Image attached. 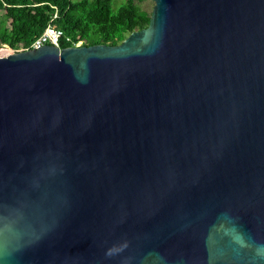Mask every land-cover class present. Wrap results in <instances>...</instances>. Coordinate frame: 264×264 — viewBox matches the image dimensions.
<instances>
[{
    "label": "water",
    "instance_id": "obj_1",
    "mask_svg": "<svg viewBox=\"0 0 264 264\" xmlns=\"http://www.w3.org/2000/svg\"><path fill=\"white\" fill-rule=\"evenodd\" d=\"M152 2L0 54V264H264V0Z\"/></svg>",
    "mask_w": 264,
    "mask_h": 264
},
{
    "label": "trees",
    "instance_id": "obj_2",
    "mask_svg": "<svg viewBox=\"0 0 264 264\" xmlns=\"http://www.w3.org/2000/svg\"><path fill=\"white\" fill-rule=\"evenodd\" d=\"M142 1L125 0L115 10L113 0H0V45L29 49L52 25L81 46H114L147 27L150 13L136 3ZM67 46L64 39L59 42L60 48Z\"/></svg>",
    "mask_w": 264,
    "mask_h": 264
},
{
    "label": "built area",
    "instance_id": "obj_3",
    "mask_svg": "<svg viewBox=\"0 0 264 264\" xmlns=\"http://www.w3.org/2000/svg\"><path fill=\"white\" fill-rule=\"evenodd\" d=\"M54 16V15H53ZM64 39L66 43L69 44L67 47H80L81 46V40L77 39L76 42H74L71 38L65 37L64 33L56 28L55 26L49 25L45 28V30L32 42L29 49H23L20 48L16 51L11 50L6 45H0V47L6 48L7 50H4L0 48V51H9L11 53L16 52H23V51H29V50H36L39 47L51 45L55 47H59V42ZM60 48V47H59ZM9 55V54H8Z\"/></svg>",
    "mask_w": 264,
    "mask_h": 264
},
{
    "label": "rangeland",
    "instance_id": "obj_4",
    "mask_svg": "<svg viewBox=\"0 0 264 264\" xmlns=\"http://www.w3.org/2000/svg\"><path fill=\"white\" fill-rule=\"evenodd\" d=\"M125 0H113V4H112V7L113 9H117L119 8L122 3L124 2ZM138 4V6L142 9V10H145L147 11L148 13H151L152 11V7H153V2L152 0H143L142 2H136ZM4 50H7L6 48H3V47H0ZM0 53H4L6 55V51H0ZM12 54V53H11Z\"/></svg>",
    "mask_w": 264,
    "mask_h": 264
},
{
    "label": "bare ground",
    "instance_id": "obj_5",
    "mask_svg": "<svg viewBox=\"0 0 264 264\" xmlns=\"http://www.w3.org/2000/svg\"><path fill=\"white\" fill-rule=\"evenodd\" d=\"M1 54V53H0ZM8 54H10V52L9 51H6V55H8ZM2 55H5L4 53H2Z\"/></svg>",
    "mask_w": 264,
    "mask_h": 264
}]
</instances>
